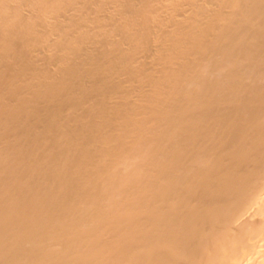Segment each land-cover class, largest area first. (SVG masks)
Wrapping results in <instances>:
<instances>
[{"label": "bare ground", "instance_id": "6f19581e", "mask_svg": "<svg viewBox=\"0 0 264 264\" xmlns=\"http://www.w3.org/2000/svg\"><path fill=\"white\" fill-rule=\"evenodd\" d=\"M0 264H264V0H0Z\"/></svg>", "mask_w": 264, "mask_h": 264}]
</instances>
